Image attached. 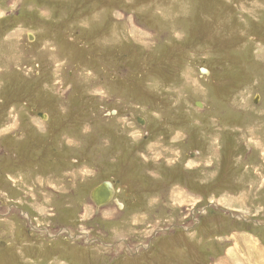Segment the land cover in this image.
Here are the masks:
<instances>
[{
  "label": "rangeland",
  "instance_id": "obj_1",
  "mask_svg": "<svg viewBox=\"0 0 264 264\" xmlns=\"http://www.w3.org/2000/svg\"><path fill=\"white\" fill-rule=\"evenodd\" d=\"M263 146L264 0H0V264H264Z\"/></svg>",
  "mask_w": 264,
  "mask_h": 264
},
{
  "label": "water",
  "instance_id": "obj_2",
  "mask_svg": "<svg viewBox=\"0 0 264 264\" xmlns=\"http://www.w3.org/2000/svg\"><path fill=\"white\" fill-rule=\"evenodd\" d=\"M33 36L30 35L29 39L32 40ZM204 70V69H203ZM206 72V70H205ZM40 118H44L45 114H40ZM114 187L111 181L104 180L103 182L96 185L90 191V199L94 203L96 208H99L102 205H105L114 197ZM116 201V199H113ZM120 205V204H119Z\"/></svg>",
  "mask_w": 264,
  "mask_h": 264
},
{
  "label": "crops",
  "instance_id": "obj_3",
  "mask_svg": "<svg viewBox=\"0 0 264 264\" xmlns=\"http://www.w3.org/2000/svg\"><path fill=\"white\" fill-rule=\"evenodd\" d=\"M3 34H4V33H3ZM10 84H12V87H13V86H17V85H23L24 83H22V82H20L19 80L15 79V80H13ZM23 96H24V99H26L27 97H29L28 94H27V95L23 94ZM30 108H31V107H30ZM41 109H42V108H41ZM31 111H32V110H31ZM232 264H239V259H238L237 261H234V260H233Z\"/></svg>",
  "mask_w": 264,
  "mask_h": 264
},
{
  "label": "bare ground",
  "instance_id": "obj_4",
  "mask_svg": "<svg viewBox=\"0 0 264 264\" xmlns=\"http://www.w3.org/2000/svg\"><path fill=\"white\" fill-rule=\"evenodd\" d=\"M264 147V146H263ZM256 148V147H255ZM224 234V233H223ZM225 238H226V236H225ZM223 242V241H222ZM11 249V248H10ZM222 253V252H221Z\"/></svg>",
  "mask_w": 264,
  "mask_h": 264
},
{
  "label": "trees",
  "instance_id": "obj_5",
  "mask_svg": "<svg viewBox=\"0 0 264 264\" xmlns=\"http://www.w3.org/2000/svg\"><path fill=\"white\" fill-rule=\"evenodd\" d=\"M42 109H44L43 107H41Z\"/></svg>",
  "mask_w": 264,
  "mask_h": 264
}]
</instances>
